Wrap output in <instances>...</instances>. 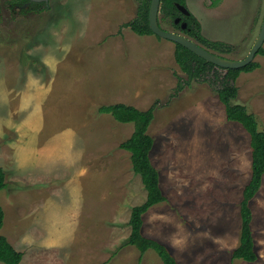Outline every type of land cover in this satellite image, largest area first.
<instances>
[{
    "label": "rangeland",
    "instance_id": "374dc122",
    "mask_svg": "<svg viewBox=\"0 0 264 264\" xmlns=\"http://www.w3.org/2000/svg\"><path fill=\"white\" fill-rule=\"evenodd\" d=\"M9 2L0 0V168L6 184L0 235L22 253L20 264H60L63 253V264H161L152 250L138 261L139 252L126 245L131 209L145 201L146 191L130 154L119 148L133 125L98 113L116 103L154 109L150 160L166 202L142 216L143 235L168 247L178 264H264V175L250 203L258 258L248 263L230 255L239 242V204L251 174L249 135L226 121L213 86L180 70L174 43L124 27L135 18L138 1L48 0L24 8ZM185 3L206 39L232 47L222 56L248 54L264 0H223L210 10L208 0ZM159 22L173 32L161 13ZM253 62L259 67L239 74L231 104L244 106L264 131V56ZM91 171L100 174L99 190L113 189L121 198L114 219L94 210ZM73 189L83 213L67 256L49 243L60 238L56 231L40 229L34 236L30 230L48 208L63 218L74 205Z\"/></svg>",
    "mask_w": 264,
    "mask_h": 264
},
{
    "label": "trees",
    "instance_id": "16d2710c",
    "mask_svg": "<svg viewBox=\"0 0 264 264\" xmlns=\"http://www.w3.org/2000/svg\"><path fill=\"white\" fill-rule=\"evenodd\" d=\"M139 6L135 18L124 24L138 36L153 35L148 22V11L151 0H137ZM173 0H161L159 13L164 19H170L171 22L176 16V10L172 5ZM217 1V0H216ZM28 0H10L13 7L23 8ZM44 3L29 2L28 7L39 6ZM46 4V3H45ZM215 3H213L214 5ZM187 18L190 28L188 36L198 45L206 50H213L218 53L228 54L232 52V47L219 41H211L201 34V29L192 15ZM173 25V23H172ZM174 60L180 70L184 72L189 79L202 78L206 80L217 94L218 100L224 107L226 120L235 122L249 135L251 148V174L250 180L242 191V197L239 204L240 216V235L238 246L231 251V260H242L248 263L257 260L255 252L253 234L251 229L252 213L250 203L258 193L262 178L264 175V131L258 129L256 117L247 112V109L238 104H231V101L237 96V87L235 81L240 73H249L259 67L256 62H251L246 67L237 70H222L212 64L206 63L203 59L197 57L186 48L174 44ZM257 55L264 56V49H260ZM154 109L151 107L145 111L136 109L122 103L104 105L98 108V113L108 114L115 121L123 124H132L133 131L131 136L120 143L119 148L130 154L131 168L134 174L138 175L146 191L145 201L132 207L128 225L130 233L126 241L127 246L134 247L139 252V260L142 255L152 250L160 259L161 264H178L170 253L168 247L162 243L145 237L142 234L143 220L142 216L154 205L166 202V197L162 193L159 185V174L150 160V152L154 146V139L148 134V128L154 117ZM4 172L0 168V191L4 189ZM4 212L0 206V229L3 225ZM22 253L15 251L6 241L5 237L0 235V263L20 264Z\"/></svg>",
    "mask_w": 264,
    "mask_h": 264
},
{
    "label": "crops",
    "instance_id": "0c3cea01",
    "mask_svg": "<svg viewBox=\"0 0 264 264\" xmlns=\"http://www.w3.org/2000/svg\"><path fill=\"white\" fill-rule=\"evenodd\" d=\"M227 44V43H226ZM239 105V104H238ZM225 114V111H224ZM226 119V116H225ZM227 121V120H226ZM229 122V121H228ZM235 123V122H234ZM238 124V123H237ZM240 125V124H238ZM241 126V125H240ZM242 127V126H241ZM31 128V127H30ZM33 132H35V126L32 127ZM246 132V131H245ZM250 142V139H249ZM80 145H82L80 143ZM82 153V149L80 148V152ZM42 165V163H41ZM18 170V168H17ZM88 173H85L84 176H86ZM90 182H91V197H92V204L94 206V210L97 212H100L103 210L106 213H112L113 215L112 218L114 219V212L119 211L121 208L119 206V200L121 199L113 189H106V192L100 187H99V173L97 171H91L90 173ZM88 178V177H87ZM82 179H83V174H82ZM80 180V182L82 181ZM110 179L113 180V177H110ZM107 181H109V176L107 178ZM114 181V180H113ZM6 187V186H5ZM5 189V188H4ZM0 191V195L2 194L3 190ZM161 189V188H160ZM162 191V190H161ZM71 195L74 198V205L69 209L67 208V212L64 214L63 218L62 216H57L53 215V213L50 212V209L48 208V211L45 215H40V219L37 221V224L32 225L30 232L36 236L38 233V230H47V233L50 234V231H56L58 235H60V238L52 237L51 240L49 239V243L53 245H59L61 250L67 251V256H71V248L68 246L72 243H74V239L76 241V238H73V235L76 233V229L78 228L76 219L79 215H82L83 213V205L79 199V192L76 189L71 190ZM146 197V195H145ZM106 202H111L112 206H109ZM4 212V211H3ZM51 214V215H49ZM51 219H56L55 221H51ZM3 227V225H2ZM143 227H144V222L142 225V234H143ZM1 230V229H0ZM72 236V237H71ZM146 237V236H145ZM151 239V238H150ZM42 242V241H41ZM239 243V242H238ZM238 245H236L237 247ZM64 256V253H63ZM62 257H60V260L62 262L60 264H63V261L65 262L66 260ZM66 264V263H64Z\"/></svg>",
    "mask_w": 264,
    "mask_h": 264
},
{
    "label": "water",
    "instance_id": "95a60500",
    "mask_svg": "<svg viewBox=\"0 0 264 264\" xmlns=\"http://www.w3.org/2000/svg\"><path fill=\"white\" fill-rule=\"evenodd\" d=\"M33 3H47L48 0H28ZM159 8L160 0H151L148 11V22L152 34L156 37L168 40L174 44H178L188 51L203 59L206 63L212 64L222 70H237L246 67L248 64L254 61L258 51L264 44V16L260 26L259 33L252 44L248 54L240 60H232L223 56H219L209 50H206L202 46L195 43L193 40L173 32L163 30L159 23ZM179 10L188 15L189 13L182 6H178Z\"/></svg>",
    "mask_w": 264,
    "mask_h": 264
},
{
    "label": "flooded vegetation",
    "instance_id": "af4514ba",
    "mask_svg": "<svg viewBox=\"0 0 264 264\" xmlns=\"http://www.w3.org/2000/svg\"><path fill=\"white\" fill-rule=\"evenodd\" d=\"M208 1H209V3H208L209 8L208 9L210 10L211 8L216 7L223 0H217V1L216 0H208ZM213 3H215V4L213 5ZM160 4H161V0H160ZM172 5H173L174 9L176 10V16H174V18L172 20V23H173L172 31H173V33L179 34V35H183V36H185V37L190 39L188 34H186L190 30V28L188 27L187 18L189 19L190 18L189 16L192 15V14L189 12V9L187 8L185 0H173L172 1ZM26 6H29V2L25 3L23 8L26 7ZM178 6L184 7L189 14L186 15V14L182 13L179 10ZM158 23L160 25L159 19H158ZM160 27H161V25H160ZM218 54H220L219 56H222L221 54H224V53H218Z\"/></svg>",
    "mask_w": 264,
    "mask_h": 264
}]
</instances>
